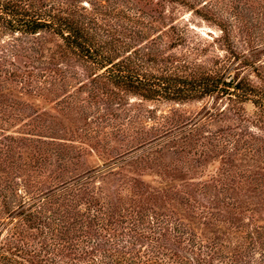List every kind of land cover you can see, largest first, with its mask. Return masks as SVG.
<instances>
[{
  "label": "rangeland",
  "instance_id": "374dc122",
  "mask_svg": "<svg viewBox=\"0 0 264 264\" xmlns=\"http://www.w3.org/2000/svg\"><path fill=\"white\" fill-rule=\"evenodd\" d=\"M152 2L146 8L164 18L134 46L161 50L187 78L199 66L230 64L231 51L245 53L260 75L241 67L242 57L234 67L264 86V0ZM220 26L228 29L230 50ZM59 43L44 32L0 40V172L17 178V191H27L26 179L33 185L27 196L37 195L42 183L47 187L59 160L49 153L40 166L36 159L39 151L53 149L72 158L64 160L70 170L65 179L91 174L106 202L113 200L122 212L139 210L146 225L155 220L167 228L184 226L187 238L196 234L209 242L234 241L256 225L264 230V122H253L252 102L238 104L240 111L216 95L180 101L128 95L123 106L103 105L90 98L102 92L92 80L97 69L73 56L61 58ZM156 67L160 63L151 70L161 72ZM9 150L14 167L5 173Z\"/></svg>",
  "mask_w": 264,
  "mask_h": 264
},
{
  "label": "trees",
  "instance_id": "16d2710c",
  "mask_svg": "<svg viewBox=\"0 0 264 264\" xmlns=\"http://www.w3.org/2000/svg\"><path fill=\"white\" fill-rule=\"evenodd\" d=\"M151 3L152 0H93L89 4L82 0H0V40L8 34H55L60 39L61 58L73 56L97 69L92 80L102 92L92 93L90 98L101 100L103 105L114 102L117 107L123 106L128 95L147 101L216 95L226 97L231 102L230 109L252 102L256 116L253 122L263 123L264 86L255 84L247 75L241 76L240 67L233 65L242 57L241 67L252 66L260 75L256 61L245 57V53L231 51L227 61L233 57L234 61L230 64L213 69L199 66L187 78L161 50L149 53L134 46L164 18L162 11L156 16L146 8ZM220 30L230 50L228 29L220 26ZM176 39L180 44V35ZM10 51L12 54L13 48ZM157 63L159 73L151 70V65ZM16 72L10 74L16 76ZM150 141L151 138L141 139L135 146L129 145L128 150ZM39 153L38 165L49 162V153L55 154L52 157L59 163L47 187L43 189L42 183L35 196L26 195L33 186L28 179L27 191L22 193L17 191V178L6 173L14 167L11 150L2 162L7 170L6 174L0 172V264H264V230L260 225L254 231L244 230L234 241L222 242H209L196 234L187 238L190 232L184 226L167 228L155 220L146 225L139 210H118L113 200L106 202V193L101 189L98 192L102 198L99 197L91 174L65 179V172L70 170L64 160L69 154L63 152L60 158L53 149Z\"/></svg>",
  "mask_w": 264,
  "mask_h": 264
}]
</instances>
